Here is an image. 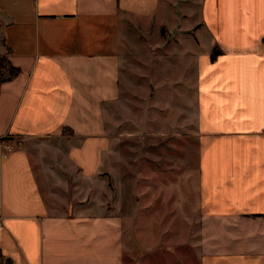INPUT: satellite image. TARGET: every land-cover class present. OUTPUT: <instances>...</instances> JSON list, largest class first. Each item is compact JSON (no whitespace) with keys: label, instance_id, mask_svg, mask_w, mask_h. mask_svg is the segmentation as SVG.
Returning <instances> with one entry per match:
<instances>
[{"label":"crops","instance_id":"crops-1","mask_svg":"<svg viewBox=\"0 0 264 264\" xmlns=\"http://www.w3.org/2000/svg\"><path fill=\"white\" fill-rule=\"evenodd\" d=\"M153 27L198 139L191 258L180 223L178 242L127 259L123 217L90 191ZM2 55L18 73L0 85V264H264V0H0Z\"/></svg>","mask_w":264,"mask_h":264},{"label":"rangeland","instance_id":"rangeland-1","mask_svg":"<svg viewBox=\"0 0 264 264\" xmlns=\"http://www.w3.org/2000/svg\"><path fill=\"white\" fill-rule=\"evenodd\" d=\"M145 33L136 35L139 52H128L122 102L111 108L108 116V128L114 137L103 173L106 182H91L90 191L99 195L108 213L123 217L127 259L144 258L141 243L178 242V234L172 232L178 233L180 223H185L187 255L191 258L195 257L190 244L198 228L200 194L195 122L189 120L191 115L186 116L192 108L187 100H180L179 84L174 85L181 76H165L166 66L172 70L178 66V58H163L165 28L153 27ZM0 58V75H7L6 56ZM169 79L175 89L165 102L164 84ZM163 226L170 234L163 231ZM147 230L159 233L146 234Z\"/></svg>","mask_w":264,"mask_h":264},{"label":"trees","instance_id":"trees-1","mask_svg":"<svg viewBox=\"0 0 264 264\" xmlns=\"http://www.w3.org/2000/svg\"><path fill=\"white\" fill-rule=\"evenodd\" d=\"M218 53H220L218 50H214L212 56H216ZM5 59L8 63L9 71H8L7 75H0V85L3 81L13 78L18 73V69L10 64L8 58L6 57V58H4V60ZM0 62H1V58H0ZM0 67H1V63H0Z\"/></svg>","mask_w":264,"mask_h":264},{"label":"built area","instance_id":"built-area-1","mask_svg":"<svg viewBox=\"0 0 264 264\" xmlns=\"http://www.w3.org/2000/svg\"><path fill=\"white\" fill-rule=\"evenodd\" d=\"M8 150H9L8 147L4 148V150H0V155L2 154L3 156H5L6 155L5 151H8Z\"/></svg>","mask_w":264,"mask_h":264}]
</instances>
